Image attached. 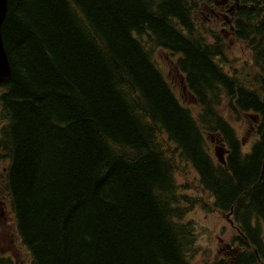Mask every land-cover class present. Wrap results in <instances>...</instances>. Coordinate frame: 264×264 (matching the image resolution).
<instances>
[{"label":"trees","instance_id":"trees-1","mask_svg":"<svg viewBox=\"0 0 264 264\" xmlns=\"http://www.w3.org/2000/svg\"><path fill=\"white\" fill-rule=\"evenodd\" d=\"M232 2V35L259 70L251 86L225 70L212 17L198 22L214 0H9L0 161L31 264H194L179 163L239 230L241 251L216 264H264V0ZM158 51L176 58L192 105ZM224 110L259 121L251 150ZM214 136L226 166L211 155Z\"/></svg>","mask_w":264,"mask_h":264},{"label":"rangeland","instance_id":"rangeland-1","mask_svg":"<svg viewBox=\"0 0 264 264\" xmlns=\"http://www.w3.org/2000/svg\"><path fill=\"white\" fill-rule=\"evenodd\" d=\"M210 17V10L206 9L201 14H198V22L203 25L205 23L204 21H206V19L208 20ZM209 25L212 29L222 33L220 31V26L215 29V24L209 22ZM226 38V58L228 65L224 67L225 70L229 74H233L234 72L239 73L245 78V83L251 86L254 82L251 79L252 74L258 71V69L254 66V57H252L250 49H247L242 43L236 41L232 34L228 35ZM155 60L176 95L182 100V103L187 106H190V104L192 105L193 100H190V97L187 96L182 89L184 77L176 69V58L168 53L166 54L158 51L156 52ZM192 109L194 113L199 112V109L196 107ZM222 113L235 129L236 134L243 143L244 150L249 151L259 139L258 131L256 128L255 130L252 129L254 124L249 118L250 115L254 114H249L245 118L236 119L230 116L226 110ZM216 143L215 140L210 143V151L214 160L217 161L216 147L218 144ZM2 166H4V164L0 161V167L3 168ZM176 179L181 186L180 194L190 197L192 201V203L186 205V207L188 209L187 221L194 222L197 237L196 250L193 254V263L216 264L221 260H233L235 258L233 250H235L240 243L237 240L238 233L235 225L229 222L228 215L213 209L214 198H210V196L204 192L200 185L198 174L191 167L189 168L179 163V171L176 175ZM228 246H230V248H228ZM22 252L26 264H31V255L25 246Z\"/></svg>","mask_w":264,"mask_h":264},{"label":"flooded vegetation","instance_id":"flooded-vegetation-1","mask_svg":"<svg viewBox=\"0 0 264 264\" xmlns=\"http://www.w3.org/2000/svg\"><path fill=\"white\" fill-rule=\"evenodd\" d=\"M237 8L238 6H235L232 0H214L212 7L207 8L210 10L212 17V20H209V22L216 25H214L215 29L220 26V31L228 37V35L235 33L237 29L234 20ZM182 84L184 93L190 97V100H194L192 94L189 93L185 86L184 78ZM252 129L255 130L254 127ZM5 174L6 169L0 170V264H26L22 252L23 246L17 233L10 199L6 189L7 182ZM233 251L238 254L241 251V246L239 245Z\"/></svg>","mask_w":264,"mask_h":264},{"label":"water","instance_id":"water-1","mask_svg":"<svg viewBox=\"0 0 264 264\" xmlns=\"http://www.w3.org/2000/svg\"><path fill=\"white\" fill-rule=\"evenodd\" d=\"M9 0H0V85L8 84L12 79V70L3 39V26L8 15ZM219 161L225 165L222 148L216 149Z\"/></svg>","mask_w":264,"mask_h":264}]
</instances>
